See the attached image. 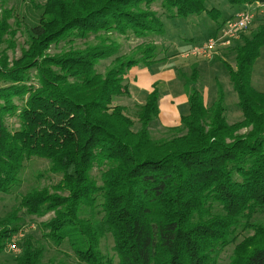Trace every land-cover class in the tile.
I'll return each instance as SVG.
<instances>
[{
    "label": "trees",
    "instance_id": "1",
    "mask_svg": "<svg viewBox=\"0 0 264 264\" xmlns=\"http://www.w3.org/2000/svg\"><path fill=\"white\" fill-rule=\"evenodd\" d=\"M204 1L33 4L20 56L9 61L0 51V195L12 193L33 158L48 162V173L58 180L31 189L0 213V256L28 221L49 215L39 223L42 239L56 249L67 244L80 264H217L231 246L228 264H264V222L255 219L264 213V92L251 86L264 21L224 49H231L233 67L221 61L240 121L226 122L221 91L210 107L204 105L195 65L189 76L181 75L188 114L163 129L165 137L150 135L159 115L156 86L134 118L113 105V99L129 96V70L160 60L153 44L124 56L101 35L161 37L163 24L152 5L166 18H187L205 13ZM226 1L230 7L264 4ZM206 13L218 20L217 11ZM0 15L1 47L15 31L6 22L10 11ZM234 17L220 22L211 37ZM90 37L100 44L49 54L61 42L85 44ZM110 58L106 71L97 72L98 63ZM106 237L115 259L101 250ZM16 245L19 253L10 264H43L46 249L32 233Z\"/></svg>",
    "mask_w": 264,
    "mask_h": 264
},
{
    "label": "rangeland",
    "instance_id": "2",
    "mask_svg": "<svg viewBox=\"0 0 264 264\" xmlns=\"http://www.w3.org/2000/svg\"><path fill=\"white\" fill-rule=\"evenodd\" d=\"M45 0H0V14L2 11H10L11 17L7 19V25L10 31H15L14 35H10L12 32H8L4 37V43L0 47V51L4 54L9 61L16 59L20 56L21 48H25L26 32L25 29L29 24V21L35 15L33 4H41ZM205 11L215 10L219 13L218 20L215 22L206 12L199 15L188 16L187 18H166L162 15V11L159 5H152V10L155 11L162 24L163 35L161 37H147L145 39H135L132 37L126 38L119 36L118 34L101 35V38H106L105 45L114 44L117 47V54L130 56L133 52L142 51L147 45H154L157 55V60L160 62L144 67L142 65L137 66V69L148 68V72L151 75H161V73L174 71L176 80L174 81L173 88L170 90L169 96L177 99L186 92L183 88V79L181 75L191 74V65L197 66L198 79L197 87L200 90L204 105L210 107L217 99L218 92L221 91L224 98L225 119L228 124H233L241 120V113L238 110L237 98L232 91L231 85L227 78V70L224 66V62L233 67V56L231 49H220L216 52L211 60L207 61L201 58H189L184 59L182 54L194 47L205 43L213 34L217 25L233 16L238 15L244 11H250L254 14L253 27L259 22L264 21V9H256L254 6L243 7H230L226 0H205ZM1 16V15H0ZM15 22L19 23V27L15 25ZM100 41H97L90 37L87 41L76 40L73 44H67L61 42L56 47H51L49 54H57L61 51L68 50L69 47L81 49L88 46L99 45ZM232 46V45H231ZM230 46V47H231ZM224 50V51H223ZM113 58V57H112ZM112 58L101 61L96 67V71L103 74L110 66ZM223 63H222V62ZM134 68V67H133ZM130 71V70H129ZM128 71V72H129ZM127 72V74H128ZM126 74V76H127ZM125 76V83L128 87L129 96L123 98L113 99V105L124 106L127 109V114L134 118L136 113V106L141 104L148 92H144L143 97L140 93H135L133 86L127 81ZM158 82V87L163 86ZM174 85H176L174 87ZM251 86L257 92H264V47L260 51L259 58L255 61L252 69ZM161 90H164L161 92ZM165 87L159 88V94L161 97L168 96ZM139 94V95H138ZM176 104V103H175ZM179 116H186L188 114L187 99H184L183 103H178L172 107ZM9 125H13L14 119H7ZM156 122V123H155ZM164 126L159 124V120L154 121L150 125V135L153 139H158L166 136ZM49 163L46 161L33 158L24 164V168L20 174V183L12 191L10 195H0V213L8 212L10 208L18 202L20 197L33 188H41L54 184L58 177L52 176L48 173ZM49 215L40 218L32 219L28 221V226L18 231L14 237H12L11 243H16L25 236L27 233H32L33 236L39 239L44 245L46 252L43 258V264H47L49 260L54 259L56 262L63 264H80L74 257L71 248L67 244H63L60 248H55L49 242H45L42 239L41 232L39 230V223L47 221ZM255 219L264 222V213L255 216ZM8 243L5 246L3 254L0 256V262L10 264L11 260L18 255L8 249ZM18 248V246H17ZM101 250L103 254L114 258L112 252V243L109 237H106L101 242ZM232 253V246L223 251L217 264H228L230 255ZM115 259V258H114Z\"/></svg>",
    "mask_w": 264,
    "mask_h": 264
},
{
    "label": "crops",
    "instance_id": "3",
    "mask_svg": "<svg viewBox=\"0 0 264 264\" xmlns=\"http://www.w3.org/2000/svg\"><path fill=\"white\" fill-rule=\"evenodd\" d=\"M175 77L176 76L173 70L170 72L161 73V75L159 74L151 75L148 72V68H142L141 70H139L137 69V67L132 68L126 76L127 81L133 86L135 93H140L142 97H143L144 92L149 93L152 90L153 86H156L158 91L160 87L161 89L162 87H165L166 89L165 91H167L168 96L166 97L160 96L159 115H158L159 124L164 126L165 128H173L179 125L180 116L177 115V113H175L172 107L173 105H176L178 103H183L184 99L186 98L185 95H182L181 97H178L177 99L171 98V96H169L168 92H170V90L173 88V86L171 85L174 84V81L176 80ZM162 80L164 81L163 83H161V85L163 84V86L158 87L157 85L158 82ZM175 86L176 85H174V87ZM162 91L164 90H161V92ZM144 99H142L141 104L144 102Z\"/></svg>",
    "mask_w": 264,
    "mask_h": 264
},
{
    "label": "built area",
    "instance_id": "4",
    "mask_svg": "<svg viewBox=\"0 0 264 264\" xmlns=\"http://www.w3.org/2000/svg\"><path fill=\"white\" fill-rule=\"evenodd\" d=\"M256 9H264V4L254 5ZM254 19L253 12L244 11L236 15L233 19L227 21L218 31L216 36L210 37L205 43L194 46L186 50L182 57L184 59L189 58H201L204 60H211L216 56V52L220 49H227L234 42L239 39V36L246 32L247 29L251 26ZM8 249L17 253L18 248L16 243L8 245Z\"/></svg>",
    "mask_w": 264,
    "mask_h": 264
}]
</instances>
